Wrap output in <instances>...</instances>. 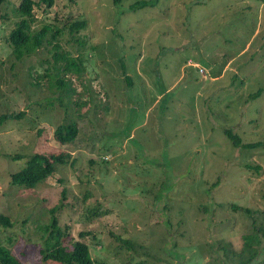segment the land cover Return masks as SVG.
<instances>
[{"label": "rangeland", "instance_id": "obj_1", "mask_svg": "<svg viewBox=\"0 0 264 264\" xmlns=\"http://www.w3.org/2000/svg\"><path fill=\"white\" fill-rule=\"evenodd\" d=\"M20 2L0 0V115L23 113L0 126V244L57 264L42 256L56 218L63 245L88 244L95 264H264V146L225 133L264 141V0L41 2L33 30H61L60 49L18 59ZM36 154L70 159L35 188L13 184Z\"/></svg>", "mask_w": 264, "mask_h": 264}, {"label": "trees", "instance_id": "obj_2", "mask_svg": "<svg viewBox=\"0 0 264 264\" xmlns=\"http://www.w3.org/2000/svg\"><path fill=\"white\" fill-rule=\"evenodd\" d=\"M121 0H115V3H119ZM45 3L49 7H53L55 0H21L18 5V13L21 15L20 21L17 23L16 28L12 31L9 37V43L13 48L14 55L21 59L24 56H31L43 48L48 42L53 45V49L57 52L60 49L59 37L61 36V30H53L52 24L45 25L39 31L33 30V24L37 21L35 14L36 6L39 3ZM152 5L151 1H138L131 7H145ZM87 28V21H76L71 24L70 30L72 33H78ZM51 37V38H50ZM67 59L68 64L64 67L66 73L70 71L79 72L82 70V65L74 58H68L65 56L57 57V59ZM79 60V59H77ZM123 74L126 75L125 70ZM128 77V76H126ZM59 86L64 88V91L68 96L75 93V90L71 87L70 83L60 78ZM23 113H5L0 115V126L9 119L20 118ZM227 137L232 141L233 145L237 148L254 149L264 146V141L245 144L243 140L234 134L231 130H227ZM56 136L59 142L62 144H69L76 141L78 136V125L72 122L71 124L62 125L56 131ZM70 159V155H60L48 157L41 154L33 155L27 162V165L20 171L11 175V181L13 184L22 185L26 188H35L39 183L47 180L56 172V165L66 164ZM234 208L240 206L233 205ZM240 209V208H239ZM244 211L250 212V208H242ZM55 217V215H54ZM0 224L4 226H10V220L0 214ZM264 237V228L257 230ZM47 234L49 235L45 242V247L42 249V256L46 261H53L57 264H95L92 257L91 249L88 244L84 242H75L69 247L63 245L64 234L61 232L56 218L51 222L47 228ZM259 234L248 237L249 247L251 249V241L253 242L252 250H254L255 243L258 242ZM257 241V242H256ZM257 256V251L252 254V258ZM251 258V259H252ZM0 264H24L22 263L13 252L0 244Z\"/></svg>", "mask_w": 264, "mask_h": 264}]
</instances>
